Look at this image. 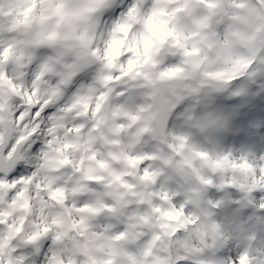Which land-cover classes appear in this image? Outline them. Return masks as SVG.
I'll return each instance as SVG.
<instances>
[{"label":"snow or ice","instance_id":"obj_1","mask_svg":"<svg viewBox=\"0 0 264 264\" xmlns=\"http://www.w3.org/2000/svg\"><path fill=\"white\" fill-rule=\"evenodd\" d=\"M241 77L264 79V0H0V264H264V155L169 137L155 105Z\"/></svg>","mask_w":264,"mask_h":264},{"label":"rangeland","instance_id":"obj_2","mask_svg":"<svg viewBox=\"0 0 264 264\" xmlns=\"http://www.w3.org/2000/svg\"><path fill=\"white\" fill-rule=\"evenodd\" d=\"M242 81V79H241ZM250 83V80H245ZM252 82V89L248 94L242 97H233L231 91L227 94L202 93L199 96H185L184 99H178L177 93L181 90L167 91L164 93L166 104L168 107V130L166 135H185L189 138L191 144L214 152H231L234 157L241 155H250V158H256L264 155V149L258 151V147L263 143L264 146V92L261 88H256L261 100L255 101L253 104L254 85L260 82L256 78ZM240 86H247L240 83ZM171 97L177 99L176 103L171 101ZM257 97V96H256ZM142 102L140 95H137V101ZM260 109H256V106ZM254 107V108H253ZM259 110V111H256ZM213 115L219 117L221 124L210 129L201 131L196 127V122L201 120L206 115ZM191 115L193 120L190 124L187 116ZM189 128H192L190 131ZM154 142V141H153ZM142 150L152 151L155 147L150 145L149 141L143 144ZM217 197L224 194H214ZM238 198L236 194L231 197L225 196L226 200ZM251 209H239L231 203H226L224 207L219 209L216 213L215 219L219 222L224 232H234L240 225L251 227L248 222V216L252 215ZM228 251H234L228 249Z\"/></svg>","mask_w":264,"mask_h":264},{"label":"water","instance_id":"obj_3","mask_svg":"<svg viewBox=\"0 0 264 264\" xmlns=\"http://www.w3.org/2000/svg\"><path fill=\"white\" fill-rule=\"evenodd\" d=\"M156 105H157V108L160 110V114H161V117L163 119V124H164V132H165L167 119H166V116H165V106H164L163 98H161V100H159L158 97H157Z\"/></svg>","mask_w":264,"mask_h":264},{"label":"clouds","instance_id":"obj_4","mask_svg":"<svg viewBox=\"0 0 264 264\" xmlns=\"http://www.w3.org/2000/svg\"><path fill=\"white\" fill-rule=\"evenodd\" d=\"M51 23H54V21H51ZM239 83H246V81H239ZM260 83L264 84V79H260ZM209 84L211 85L212 82H209ZM229 91H231V88H229V90H227V91H225L223 93L227 94ZM202 93L214 94V93H217V92L213 91V87L212 86H209V87H206V88L202 89Z\"/></svg>","mask_w":264,"mask_h":264}]
</instances>
